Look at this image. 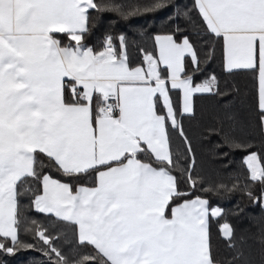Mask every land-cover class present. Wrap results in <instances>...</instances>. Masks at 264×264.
I'll use <instances>...</instances> for the list:
<instances>
[{
    "label": "snow or ice",
    "instance_id": "obj_1",
    "mask_svg": "<svg viewBox=\"0 0 264 264\" xmlns=\"http://www.w3.org/2000/svg\"><path fill=\"white\" fill-rule=\"evenodd\" d=\"M100 9L96 0H0V257L27 249L41 264H216L208 223L223 210L193 195L195 152L178 116L193 113L197 94L222 95L219 78L197 82L200 51L179 24L135 55L123 34L89 46L91 15ZM161 9L172 22L194 13L222 71L253 76L264 130V0H162L143 14ZM173 132L184 145L186 190L174 174ZM205 135L218 139V150L245 148L248 175L232 190L264 212V156L223 127ZM90 175L91 185L70 183ZM25 197L36 213L72 226L70 257L56 246L58 235L21 219ZM21 230L41 246L22 240ZM219 231L235 248L233 227L225 222ZM243 258L235 251L231 264Z\"/></svg>",
    "mask_w": 264,
    "mask_h": 264
},
{
    "label": "trees",
    "instance_id": "obj_2",
    "mask_svg": "<svg viewBox=\"0 0 264 264\" xmlns=\"http://www.w3.org/2000/svg\"><path fill=\"white\" fill-rule=\"evenodd\" d=\"M128 6L126 11L131 12L140 8L141 13L136 15H121L111 10L112 3ZM162 0H96L101 6L99 11L92 12L90 28L86 43L94 48H99L103 36L112 35L114 38L125 35L130 52L135 55L138 48H151L152 37L156 34L167 33L175 29L176 25L190 35L200 51L202 74L197 76L200 82L208 75L215 73L219 78V89L222 95L197 94L193 97V113L180 115L183 128L192 141L195 152V172L197 188L194 196H201L209 200L210 205L219 206L223 210L220 218H210L208 231L212 255L216 264H231L233 253L241 251L244 258L239 264H264V212L255 207L238 190H232L234 183L239 181L244 184L247 177L243 158L247 155L245 148L240 150L228 148L218 150V139L205 135L212 129L217 131L224 128L231 136L250 146L264 156V142L260 129L257 102L256 81L249 73L240 72L228 75L222 71L219 52L213 59L209 54L207 45L214 42L205 40L203 27L199 17L194 13L189 20L181 16L175 22L169 20L170 13L167 9L153 10L149 14H143V7L150 6ZM182 4H191V0H181ZM67 43V39H64ZM177 106V91L172 93ZM172 147L174 153L179 156L174 174L181 180V188L186 190L183 183L186 175L184 145L178 135L172 133ZM227 155V159H225ZM73 185H91L93 176L83 177L80 180L71 181ZM259 192V186H255ZM191 198V197H189ZM237 206L245 208L244 215H237ZM21 219L29 222L36 221L47 228L50 234L59 236L56 246L68 257L71 256V246L75 240V234L70 224L55 221L49 217L36 213L30 207V201L25 197L20 204ZM228 222L234 229L235 237L232 243L235 248H230L222 237L219 228ZM20 238L27 243H34L37 249L40 242L31 231L21 230ZM83 251V250H82ZM42 256L37 250L21 249L16 255L0 257L6 264H41Z\"/></svg>",
    "mask_w": 264,
    "mask_h": 264
},
{
    "label": "crops",
    "instance_id": "obj_3",
    "mask_svg": "<svg viewBox=\"0 0 264 264\" xmlns=\"http://www.w3.org/2000/svg\"><path fill=\"white\" fill-rule=\"evenodd\" d=\"M177 93H178V97H177V108H179L180 107V95L181 94L178 91H177ZM256 102H257V84H256ZM260 129H261V127H260ZM261 133H262L263 142H264V130L261 129ZM93 180H94V176H93ZM76 185H81V184H76ZM169 216H170V213H169Z\"/></svg>",
    "mask_w": 264,
    "mask_h": 264
},
{
    "label": "built area",
    "instance_id": "obj_4",
    "mask_svg": "<svg viewBox=\"0 0 264 264\" xmlns=\"http://www.w3.org/2000/svg\"><path fill=\"white\" fill-rule=\"evenodd\" d=\"M105 37H106V36H103V37H102L101 42H100V46H101V44H102V42H103V39H104ZM100 46H99V47H100Z\"/></svg>",
    "mask_w": 264,
    "mask_h": 264
}]
</instances>
